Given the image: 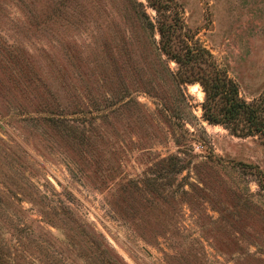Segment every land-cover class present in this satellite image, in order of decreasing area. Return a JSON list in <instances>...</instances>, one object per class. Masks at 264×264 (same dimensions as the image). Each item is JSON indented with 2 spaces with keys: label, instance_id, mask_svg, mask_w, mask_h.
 Here are the masks:
<instances>
[{
  "label": "rangeland",
  "instance_id": "rangeland-1",
  "mask_svg": "<svg viewBox=\"0 0 264 264\" xmlns=\"http://www.w3.org/2000/svg\"><path fill=\"white\" fill-rule=\"evenodd\" d=\"M172 1L0 0L4 264H264L263 145L203 118L157 30L250 100L264 0Z\"/></svg>",
  "mask_w": 264,
  "mask_h": 264
},
{
  "label": "trees",
  "instance_id": "trees-1",
  "mask_svg": "<svg viewBox=\"0 0 264 264\" xmlns=\"http://www.w3.org/2000/svg\"><path fill=\"white\" fill-rule=\"evenodd\" d=\"M159 1L162 2L161 5H156L154 2H150V5L156 11L164 10V16H172L177 20L178 16L173 14L177 13L176 3L172 0ZM159 6L164 8L160 9ZM170 7L174 8L172 14L166 13ZM174 25L158 19L157 30L160 34V51L178 65L175 71L167 66L177 87L180 88L182 83L198 81L204 91L203 100L200 101L203 118L210 123L222 124L230 133L257 136L264 149V89L256 97L247 100L239 94L235 80L217 67L211 59L205 61L207 65L205 68L201 67L204 71H199L196 67L200 68L198 64L201 65L200 62L207 58L208 50L201 46L190 45L188 42L175 47L170 42L171 36L168 33L169 28ZM258 184L264 189V176L259 177ZM0 255L2 256V253ZM1 258L0 264H4V259ZM7 259H10V255H7ZM112 263L113 261L109 259L106 264Z\"/></svg>",
  "mask_w": 264,
  "mask_h": 264
}]
</instances>
